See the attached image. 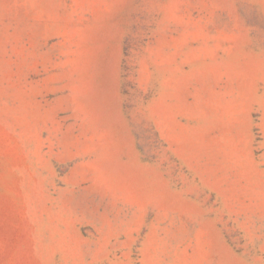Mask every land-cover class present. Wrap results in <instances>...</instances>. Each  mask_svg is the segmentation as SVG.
<instances>
[{"label":"rangeland","instance_id":"obj_1","mask_svg":"<svg viewBox=\"0 0 264 264\" xmlns=\"http://www.w3.org/2000/svg\"><path fill=\"white\" fill-rule=\"evenodd\" d=\"M0 264H264V0H0Z\"/></svg>","mask_w":264,"mask_h":264}]
</instances>
